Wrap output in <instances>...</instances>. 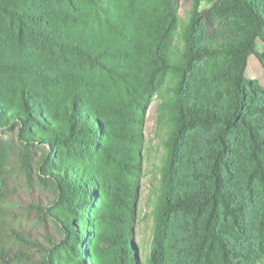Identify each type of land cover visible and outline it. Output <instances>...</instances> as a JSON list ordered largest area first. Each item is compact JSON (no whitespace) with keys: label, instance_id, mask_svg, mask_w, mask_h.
<instances>
[{"label":"trees","instance_id":"obj_1","mask_svg":"<svg viewBox=\"0 0 264 264\" xmlns=\"http://www.w3.org/2000/svg\"><path fill=\"white\" fill-rule=\"evenodd\" d=\"M258 39L264 0H192L186 19L176 0H0V130L47 146L25 201L0 142V264H264V86L247 76L252 55L264 69ZM153 96L163 152L140 258ZM25 212L59 239L41 245Z\"/></svg>","mask_w":264,"mask_h":264},{"label":"rangeland","instance_id":"obj_2","mask_svg":"<svg viewBox=\"0 0 264 264\" xmlns=\"http://www.w3.org/2000/svg\"><path fill=\"white\" fill-rule=\"evenodd\" d=\"M178 11L182 19H186L192 8V0H176ZM211 5L208 1H203L200 9L207 8ZM257 50H264L263 42L257 40ZM247 76L264 86V69L258 58L252 55L249 59ZM160 99L153 96L144 114V122L142 127L143 148L141 151V177L140 189L135 211V224L133 227V240L139 243L137 254L141 258L148 249V241L152 229V218L150 211L152 209V201L149 198L150 186L158 181L159 173L156 166L162 156L163 148L161 139L164 137V130L158 123V103ZM0 142L5 145L9 155V163L13 170L12 180L17 187L20 197L27 200L29 195L25 187L26 171L28 170L30 177L36 180V165L38 160L47 151L46 145H29L18 136V130H0ZM33 196L36 197L42 205H47L51 199L48 191H41L36 184L33 186ZM88 201L87 195L83 197V202ZM85 205V208L86 209ZM20 222L33 237L43 246H46V235L53 241H57L60 237L59 232L55 229L50 220L42 221L34 212H25L20 215ZM143 246V247H142Z\"/></svg>","mask_w":264,"mask_h":264}]
</instances>
